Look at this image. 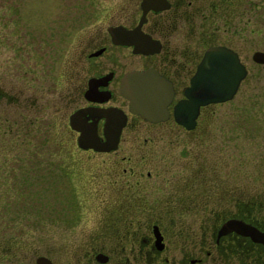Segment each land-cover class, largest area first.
<instances>
[{"label":"rangeland","instance_id":"obj_1","mask_svg":"<svg viewBox=\"0 0 264 264\" xmlns=\"http://www.w3.org/2000/svg\"><path fill=\"white\" fill-rule=\"evenodd\" d=\"M139 2L0 0V264H37L41 254L59 264H173L190 251L203 257L200 245L187 241L203 231V214L188 197L200 200L202 178L210 200L235 193L264 207V64L251 59L264 50V35L250 31L264 29V16L254 15L264 5L256 0H186L189 21L179 18L174 28L161 20L165 50L177 52L174 66L199 58L209 39L201 31L214 29L213 39L237 48L248 67L231 99L203 106L195 130L174 119H133L113 151L78 146L60 88L75 80L73 49L108 25L133 24ZM204 14L213 21L208 28ZM140 64L130 52V66ZM139 175L141 199L127 192ZM172 199L182 207L164 229L160 256L170 261H148L129 243L135 224L113 221L142 219ZM139 229L134 238L151 233ZM98 251L108 254L106 262L96 259Z\"/></svg>","mask_w":264,"mask_h":264},{"label":"flooded vegetation","instance_id":"obj_2","mask_svg":"<svg viewBox=\"0 0 264 264\" xmlns=\"http://www.w3.org/2000/svg\"><path fill=\"white\" fill-rule=\"evenodd\" d=\"M168 1L169 6L167 8L161 10L149 9L146 13V20L141 26L143 32L149 34L152 38L159 40L160 47L157 51L148 53H135L133 52L132 45L113 42L112 37L107 29L109 25L100 33L95 35L92 34L90 36L91 39L89 40V44L78 47L75 46L73 49L74 57L72 58V67L74 68L73 74L75 76V80H68L70 84L67 85L64 84V82L63 84H60V88H64L62 94L63 101L70 102L68 104H63V107H65L64 111L67 114V123L69 126L70 114L83 108H89L92 110H115L117 112L123 113L125 114V122L120 131L119 140L116 147L118 148L124 131L130 127L133 119H141L148 123H154L143 119L138 114L130 112L128 110V99L119 91L121 78L126 71L131 69L141 70L148 67L156 69L159 73L166 76L172 82L175 93L171 103L168 106L170 115L165 121L174 119L172 114V107L174 103L184 96L183 89L189 84L190 77L194 73L196 65L200 60L204 49L212 44H221L231 47L238 53L240 60L245 64L247 72L245 77L240 81V84L237 88L238 91L241 83L248 74V67L242 60L240 51L237 48H234L226 42H217L213 39V37H216V35H214V33H216L214 29H206L209 32L208 34H206L205 30L201 31L204 36L207 38L209 37V39L205 41V44L207 43L206 47L203 49L199 58H197L198 56H188L182 61H179L181 67L173 65V61L176 60L175 56L177 52H175L174 47V51L171 49L170 53L169 50H165L166 46L163 38L164 33L162 31L163 27L161 26V20L167 19L170 22V26L173 25L175 28L177 24L176 22L179 18L189 21L190 17H192V12H188L185 9L186 0ZM226 1L228 0H225V2ZM256 1H259L260 4L264 5V0ZM140 2L139 7L141 14L142 8ZM256 6L258 7V5ZM262 10L263 13H259L257 9H255L254 15L261 14L264 16V7ZM139 18L140 17H138V19L133 24H121L131 28L138 23ZM212 23L213 21L208 18V14H204L202 24L208 28V26H210ZM250 31L264 35V29L262 28L255 30V28L252 27ZM241 33L242 32L238 29V34ZM130 52L131 55L139 57L141 63L140 66H130ZM253 61L256 62L255 60ZM256 63L264 64L260 62ZM202 108L203 106L200 108L199 115L202 112ZM199 115L197 117L196 126L189 130H195L198 127L197 125ZM94 119L97 120V132L102 135L104 130V118H98L95 116ZM78 125L81 124L78 123ZM182 127L185 128L184 126ZM70 128L76 133V135L80 133L79 130L72 128L71 126ZM141 177L142 175H139L138 178L129 183L127 192H130L134 198L141 199L142 195H144H141L142 189L140 188L144 187L142 186L144 179H140ZM202 182L203 184L198 186L202 194L200 200H194L191 194H188V197H190V205H196L195 209L203 214L200 222V226L203 231L200 233L198 239H193L191 235L187 241H189L191 245L194 244V246L199 244L200 251L204 253L203 257H198L196 254L193 255L192 251L185 252L181 258H179L177 263L173 264H197L203 260H210L216 264H264V242L255 240L249 232L241 231L239 229L240 227L237 228L230 225H225V223L228 221L236 220L243 222L245 226L249 225L261 232H264V207L262 203L257 204L255 200L249 198L241 199V197L235 193L223 197L217 196V198L210 200L207 195V187L204 186V178H202ZM174 197H176V194H174ZM181 197L182 195H179L178 198L180 199ZM179 199H172L169 201L171 202L169 203L171 205H168V202H166L167 205H164L165 207L160 206L159 208L153 207L154 209H149L150 215L142 219L141 217H138L135 219L137 220L136 222H134L135 220L132 218H130V220L127 219V221L124 220L125 218H121L119 221L114 220L113 222L120 224L119 226H133L135 224V226H133V228H131L128 233L130 235L133 234L132 238L136 241H129V243L133 244V246L138 244L139 253L142 250H145L148 261L152 262L153 260L156 261L163 259L164 262L167 263L170 261V259L168 257L162 258L160 256L161 252L167 248L164 229L166 227H171L174 223L173 218L168 219L167 216L171 215V212H174L176 209L179 210V208L182 207V203L178 201ZM172 201H174V203ZM187 205L188 204L185 206ZM144 208L147 207L144 206ZM166 222H169L168 225H165ZM223 226L226 227L224 228ZM142 227L145 229H151V233L140 232V234L134 238V234L139 233V231H141L139 228ZM156 228L162 237L163 246L161 249L157 248L155 242L156 236L154 230ZM222 228L224 229L221 230ZM125 242L127 244L128 240H125ZM146 245H149L150 247L146 249Z\"/></svg>","mask_w":264,"mask_h":264},{"label":"water","instance_id":"obj_3","mask_svg":"<svg viewBox=\"0 0 264 264\" xmlns=\"http://www.w3.org/2000/svg\"><path fill=\"white\" fill-rule=\"evenodd\" d=\"M140 5L142 12L135 26L128 28L123 24H116L109 25L107 29L113 42L132 45L135 53L154 52L159 50L160 42L143 32L141 26L146 20L149 9L167 8L169 1L141 0ZM252 59L264 63V51L259 49L253 51ZM246 72L245 64L231 47L221 44L207 46L190 77L189 84L183 89L184 96L172 107L174 120L186 129L194 128L201 106L231 99ZM119 91L128 99L129 111L140 115L143 119L158 122L169 117L168 105L174 96V87L172 82L156 69L148 67L126 71L121 78ZM95 116L104 118L102 136L97 132ZM124 122L125 114L115 110L83 108L72 112L69 116L70 126L80 131L77 135L78 146L95 151L114 150ZM225 225L240 227L241 231L249 232L255 240L264 242V232L249 225L245 226L243 222L231 220ZM154 232L157 248L161 249L162 237L157 228ZM96 258L105 262L108 256L101 252L96 255ZM35 261L37 264H59L43 254L38 255Z\"/></svg>","mask_w":264,"mask_h":264},{"label":"bare ground","instance_id":"obj_4","mask_svg":"<svg viewBox=\"0 0 264 264\" xmlns=\"http://www.w3.org/2000/svg\"><path fill=\"white\" fill-rule=\"evenodd\" d=\"M148 12V11H147Z\"/></svg>","mask_w":264,"mask_h":264},{"label":"trees","instance_id":"obj_5","mask_svg":"<svg viewBox=\"0 0 264 264\" xmlns=\"http://www.w3.org/2000/svg\"><path fill=\"white\" fill-rule=\"evenodd\" d=\"M1 92V91H0Z\"/></svg>","mask_w":264,"mask_h":264}]
</instances>
